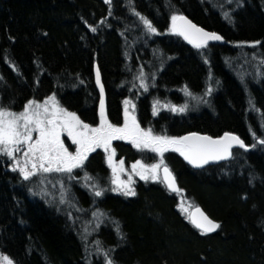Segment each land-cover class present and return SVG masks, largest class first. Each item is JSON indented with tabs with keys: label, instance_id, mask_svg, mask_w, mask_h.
<instances>
[{
	"label": "trees",
	"instance_id": "1",
	"mask_svg": "<svg viewBox=\"0 0 264 264\" xmlns=\"http://www.w3.org/2000/svg\"><path fill=\"white\" fill-rule=\"evenodd\" d=\"M173 15L224 44L190 45L171 31ZM95 68L111 124L123 125L128 100L154 136L228 133L248 149L195 169L179 152L115 141L126 169L163 159L178 187L136 180L133 196L115 192L102 151L28 180L0 155V264H264V0H0V107L20 113L54 95L98 127ZM183 206L220 228L202 234Z\"/></svg>",
	"mask_w": 264,
	"mask_h": 264
},
{
	"label": "snow or ice",
	"instance_id": "2",
	"mask_svg": "<svg viewBox=\"0 0 264 264\" xmlns=\"http://www.w3.org/2000/svg\"><path fill=\"white\" fill-rule=\"evenodd\" d=\"M111 3V0H105ZM137 15H139L137 13ZM143 24L147 29L156 33L157 29L152 23L141 17ZM171 31L184 37L189 43L194 44L196 48L206 47L209 41H219L222 37L216 33H209L202 28H198L183 16L173 15L171 17ZM180 23H177V22ZM96 31V28H92ZM143 73H141V77ZM97 83H100V74L97 70ZM141 86L147 90V85L141 79ZM100 124L98 127H91L83 123L75 113L66 111L58 105L56 97L50 96L42 104L35 101H29L24 110L20 113L8 111L0 107V155H6L15 159V153L21 152L24 146L26 151L23 152L25 157L24 165L19 166V171L25 180L36 176L38 173H72L74 169L82 168L90 152L96 148H103L105 152L111 149L113 140H129L136 148H149L163 157L167 151L179 152L190 164L201 167L209 160L228 159L232 153L233 145L244 148L245 145L239 137L225 133L219 139H213L209 136L190 135L180 138L167 136H154L151 130L145 131L136 121V117L128 110L131 101L125 100L124 125L117 127L111 124L105 114L103 100V85L100 86ZM210 92V90H209ZM191 95V93H186ZM134 109V105L132 106ZM173 111L177 109L173 108ZM182 107L179 111L183 112ZM155 114V108H154ZM38 133L34 139L33 133ZM67 132L72 142L77 145L76 152L73 154L65 147L61 140V133ZM260 143H264L261 140ZM115 150L112 149L108 156L109 165L112 166ZM19 165V162H17ZM31 168H28V165ZM163 164H154L151 168L146 169L139 161L132 165L133 170L139 169L137 175L141 179H147L145 172H151L152 178L156 179L157 170ZM121 171L123 170V161L120 162ZM16 171L17 168L12 169ZM116 167L113 166V172ZM165 180L172 191H177L175 178L165 166ZM71 178V177H70ZM118 179V178H117ZM115 182V181H114ZM131 181H129L130 183ZM123 183V182H121ZM127 188V186H125ZM101 191H96L95 195L100 196ZM125 195H135L131 189L125 191ZM197 216H191V223L200 229L202 234L215 232L220 228V224L213 222L199 208L196 209ZM107 256V253H105ZM6 264H12L7 257H2ZM107 264H112L111 260Z\"/></svg>",
	"mask_w": 264,
	"mask_h": 264
},
{
	"label": "rangeland",
	"instance_id": "3",
	"mask_svg": "<svg viewBox=\"0 0 264 264\" xmlns=\"http://www.w3.org/2000/svg\"><path fill=\"white\" fill-rule=\"evenodd\" d=\"M171 26H172V24H171ZM42 104V103H41ZM126 107V106H125ZM128 110H129V112L132 114V115H134L135 116V114H134V109H133V107H132V105L131 104H129L128 106ZM125 109V108H124ZM136 117V116H135ZM124 120H125V117H124ZM137 121V120H136ZM124 122V121H123ZM123 125H124V123H123ZM123 125L121 126V127H123ZM38 136V133H36V132H34L33 133V138L35 139L36 137ZM64 139H66V140H68L72 145H74V146H76L77 147V145L76 144H74L73 142H72V140H71V138L67 135V132H62L61 133V140L64 142ZM67 141V142H68ZM115 141H122V142H124V143H126V144H129V145H131L134 149H136V150H139V151H148L149 153H151V154H154V155H157V156H159V157H161L160 156V154L159 153H157V152H153L151 149H149V148H136L129 140H113L112 141V145H111V149H109V152H105L104 151V149L103 148H96V150L94 151V152H90L89 154H88V156H90L91 154H93V153H95V152H97V151H102L103 153H104V155H105V161H106V164H107V166H108V168L110 169V171H111V173H112V180H113V186H114V189H115V192L117 193V194H123V195H125V191L127 190V189H131L132 191H134V189H133V185H134V183H135V181L136 180H140V181H152V182H158V181H161L162 180V168H163V165L161 164V166H160V168L157 170V173H156V179H153L152 178V173L151 172H145V175L148 177L147 179H141V177H140V175H137V171H139V169H136V170H133V168H132V165L130 166V168L129 169H126V167L124 166V164H123V170L121 171V168H120V162L119 161H117V159H116V153H115V155H114V157H113V162H112V166H110L109 165V162H108V156L111 154V151H112V149H114V147H113V143L115 142ZM65 143V142H64ZM27 149H26V146H24V148L22 149V151L21 152H18V153H15L14 155H15V160H14V162H19L20 164H22V165H24V159H25V157H24V155H23V152L24 151H26ZM76 150V149H75ZM168 152V151H167ZM166 153V152H165ZM141 163V162H140ZM135 164V163H134ZM142 165H144L145 166V168L146 169H148V168H151V166L152 165H154V164H160V162H156V163H154V164H152V165H146V164H144V163H141ZM113 166H115L116 167V171L115 172H113ZM28 168L30 169L31 168V165L29 164L28 165ZM57 172H52V174H56ZM62 174V173H61ZM118 178V179H117ZM115 181V182H114ZM129 181H131L130 183H129ZM121 182H123V183H121ZM125 186H127V188L125 187ZM126 196H133V195H126ZM181 210H183L184 211V213H185V215L186 216H190L191 215V212L193 211H191V209L189 208V207H187V206H183V208L181 209Z\"/></svg>",
	"mask_w": 264,
	"mask_h": 264
},
{
	"label": "water",
	"instance_id": "4",
	"mask_svg": "<svg viewBox=\"0 0 264 264\" xmlns=\"http://www.w3.org/2000/svg\"><path fill=\"white\" fill-rule=\"evenodd\" d=\"M183 17H185L188 21H191L188 17H186V16H183ZM177 23H180L179 21L177 22ZM191 23L192 24H194V25H196L194 22H192L191 21ZM198 28H201V27H199L198 25H196ZM203 29V28H202ZM204 30V29H203ZM204 31H206V32H209V31H207V30H204ZM209 33H212V32H209ZM178 35V34H177ZM181 38H183L184 39V37L183 36H181V35H179ZM185 41H187L188 43H189V41L188 40H186V39H184ZM190 45H192V46H194V44H192V43H189ZM210 44H224V39L222 38L221 40H219V41H209L208 42V44H207V46L208 45H210ZM195 47V46H194ZM97 68H95V84H96V88H97V90H98V92H99V95H100V101H101V90H100V86L101 85H103L102 84V80H101V76H100V83L98 84L97 83V78H96V74H97ZM100 74V73H99ZM103 100H104V109H105V114H106V116H107V111H106V93H105V89H104V86H103ZM98 117H99V119H100V104H99V112H98ZM190 135H193V134H190ZM190 135H187V136H190ZM195 135H198V136H205V135H200V134H195ZM213 139H219V138H213ZM235 148H241V147H239L238 145H233V147H232V149H231V153H232V150L233 149H235ZM242 149H244V150H247L248 148H246V147H244V148H242ZM181 157L190 165V166H192L193 168H195V169H197V168H203V167H205V166H208V165H211V164H216V163H220V162H223V161H226V160H228V159H222V160H209V162L208 163H206V164H203V166H201V167H196V166H194V165H192V164H190L182 155H181ZM173 176V175H172ZM162 180H163V182L165 183V185L167 186V188L171 191V192H173V193H177L178 192V187H177V184H176V188H177V191H172L169 187H168V184H167V181L165 180V173H164V169L162 170ZM176 182V181H175ZM200 209V208H199ZM205 215H206V213L202 210V209H200ZM198 213H196V209H194L192 212H191V215H190V217L191 216H197L198 217ZM207 216V215H206ZM209 218V217H208ZM210 219V218H209ZM191 220V219H190ZM213 221V220H212ZM214 222V221H213ZM216 223V222H215ZM218 230V229H217Z\"/></svg>",
	"mask_w": 264,
	"mask_h": 264
},
{
	"label": "bare ground",
	"instance_id": "5",
	"mask_svg": "<svg viewBox=\"0 0 264 264\" xmlns=\"http://www.w3.org/2000/svg\"><path fill=\"white\" fill-rule=\"evenodd\" d=\"M177 16H186V15H177ZM186 17H188V16H186ZM189 18V17H188Z\"/></svg>",
	"mask_w": 264,
	"mask_h": 264
}]
</instances>
